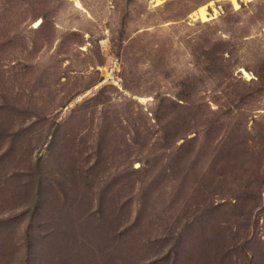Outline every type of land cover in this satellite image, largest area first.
Listing matches in <instances>:
<instances>
[{"label":"rangeland","instance_id":"1","mask_svg":"<svg viewBox=\"0 0 264 264\" xmlns=\"http://www.w3.org/2000/svg\"><path fill=\"white\" fill-rule=\"evenodd\" d=\"M80 1L0 0V264H264V0Z\"/></svg>","mask_w":264,"mask_h":264},{"label":"bare ground","instance_id":"2","mask_svg":"<svg viewBox=\"0 0 264 264\" xmlns=\"http://www.w3.org/2000/svg\"><path fill=\"white\" fill-rule=\"evenodd\" d=\"M74 3H75V5L78 7V8H80V9H83V4L81 3V1L80 0H72ZM233 1V3L236 5V6H238L237 5V1L238 0H232ZM194 16L196 17V18H199V19H201L202 21H204V22H206V21H208L209 19H208V12H207V10H206V7H200L196 12H195V14H194ZM39 25V24H38Z\"/></svg>","mask_w":264,"mask_h":264}]
</instances>
